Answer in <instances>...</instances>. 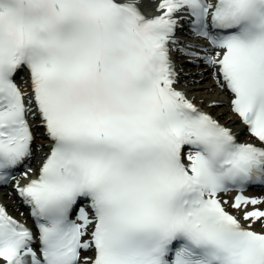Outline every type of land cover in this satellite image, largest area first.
<instances>
[{
  "label": "snow or ice",
  "instance_id": "obj_1",
  "mask_svg": "<svg viewBox=\"0 0 264 264\" xmlns=\"http://www.w3.org/2000/svg\"><path fill=\"white\" fill-rule=\"evenodd\" d=\"M254 185L264 0H0V264H264Z\"/></svg>",
  "mask_w": 264,
  "mask_h": 264
},
{
  "label": "bare ground",
  "instance_id": "obj_2",
  "mask_svg": "<svg viewBox=\"0 0 264 264\" xmlns=\"http://www.w3.org/2000/svg\"><path fill=\"white\" fill-rule=\"evenodd\" d=\"M148 13L152 14L151 11ZM200 70L201 69L196 67H192V66L189 67V65L183 69V71L193 74ZM196 79H200V78L196 77ZM200 89H204V91L201 92ZM187 90L190 96L196 97L197 103L201 102L202 96L205 98L210 97L212 99H216L220 101L221 105L216 108H212L207 105H204L206 107V110L212 112L218 118L223 116L225 113H228L229 115L231 114L228 108L229 95L227 94L226 91L220 89L218 86L215 85V82L213 81L211 75L206 77L204 83L202 84H196V85L189 84L187 86ZM222 122L229 123L226 116H224ZM229 126L233 127V130L237 133L238 138L240 140L244 141L249 139V136L245 134L244 127L240 125L239 121H237L235 126L231 124H229ZM32 167L36 168L37 167L36 163H33ZM20 182L25 183L26 180L22 178L20 179ZM256 195L257 196L264 195V193H258ZM0 202H3L8 206L9 211L11 212L12 215L16 216L18 219L22 221H28L26 214L19 208V201L17 199L16 193L14 192V189L4 194L0 193Z\"/></svg>",
  "mask_w": 264,
  "mask_h": 264
},
{
  "label": "rangeland",
  "instance_id": "obj_3",
  "mask_svg": "<svg viewBox=\"0 0 264 264\" xmlns=\"http://www.w3.org/2000/svg\"><path fill=\"white\" fill-rule=\"evenodd\" d=\"M147 12H150L151 10H149V9H145ZM190 67V66H189ZM194 67V66H193Z\"/></svg>",
  "mask_w": 264,
  "mask_h": 264
}]
</instances>
